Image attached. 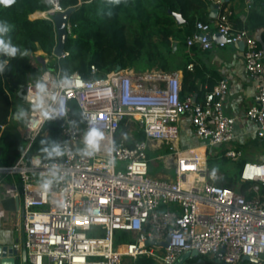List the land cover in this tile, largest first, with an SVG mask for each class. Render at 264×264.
<instances>
[{"label": "built area", "instance_id": "obj_1", "mask_svg": "<svg viewBox=\"0 0 264 264\" xmlns=\"http://www.w3.org/2000/svg\"><path fill=\"white\" fill-rule=\"evenodd\" d=\"M45 1L50 7L34 18L52 20L66 9L61 0ZM208 2L211 8L219 5L218 15L210 22H197L187 46L242 47L256 89L245 117L257 123L258 135L264 138V45L251 29L234 26L226 0ZM253 2L245 0L248 10ZM76 26L69 21V36ZM215 32L224 40L215 41ZM41 56L44 65L32 57L41 73L24 91L34 104L21 134L24 153L15 164L0 165V181L12 177L10 194L21 200L24 232L23 245L11 246L7 255L17 258L23 247L27 261L20 264H140L142 256L175 264L181 254L196 250L224 264H264V157L244 161L240 181L233 187L219 184L218 173L208 168L212 154L234 162L243 157L241 149L231 146L236 119L224 108L228 77L197 99L193 94L182 97V70L137 72L128 67L100 74L92 65V77L85 78L79 72L63 74L64 56L54 50ZM188 69H193L192 63ZM33 91L42 101L41 111L29 98ZM72 101L84 115V127L70 118ZM186 119L202 144L183 149L179 141ZM50 120L61 121L63 158L27 159ZM137 127L145 133L142 140L135 138ZM5 128L1 126L0 136ZM92 130L100 133L94 147L87 139ZM162 148L165 153L158 152ZM155 167L160 168L157 174L152 172ZM121 232L134 235L133 240L117 242ZM168 235L166 247L147 244Z\"/></svg>", "mask_w": 264, "mask_h": 264}, {"label": "trees", "instance_id": "obj_2", "mask_svg": "<svg viewBox=\"0 0 264 264\" xmlns=\"http://www.w3.org/2000/svg\"><path fill=\"white\" fill-rule=\"evenodd\" d=\"M233 1L226 0V3ZM60 3L64 8L75 7L70 20L77 24L65 44L68 54L60 60L63 74L79 72L83 77L91 78L92 65L98 67L100 74L111 72L119 65L137 72L182 70V97L193 94L197 99L221 78L216 69L208 70L203 66V50L198 45L187 46V38L196 31V23L211 21L208 0H61ZM49 7L45 0H14L8 6L0 4V39L16 49L15 55L0 49V128L7 126L14 114L24 111L14 103L11 95L18 96L22 87L36 81L40 75V65L33 63L31 58L39 50L38 44L48 53L53 52L57 44L53 21L33 17ZM177 13L184 19L181 24L175 17ZM231 20L238 28L255 30L264 27V0H254L246 23L236 15H232ZM259 43L264 45V31ZM176 56H180L179 62ZM190 63L193 69H188ZM70 107L72 122L84 127L85 118L77 102L72 101ZM21 118L19 115L15 125L20 124ZM60 125V120H50L44 125L45 134L33 142L27 159L33 155L48 162L63 158L66 139ZM126 131L123 127L122 133ZM135 138H145L139 127ZM127 144L131 146L133 141L128 139ZM25 147L26 142L6 127L0 136V165L15 164ZM226 162L236 164L237 173L233 168L225 167ZM208 168L222 175L217 182L224 187H233L240 181L238 162L223 155H210ZM120 240L128 242L133 237L127 232L117 233L116 241ZM139 263L158 264L148 256L140 257ZM17 264H20L19 260Z\"/></svg>", "mask_w": 264, "mask_h": 264}, {"label": "crops", "instance_id": "obj_3", "mask_svg": "<svg viewBox=\"0 0 264 264\" xmlns=\"http://www.w3.org/2000/svg\"><path fill=\"white\" fill-rule=\"evenodd\" d=\"M227 5L233 11L232 15L239 16L243 23H246L252 8L247 9L245 0H235L227 3ZM231 22L236 26L232 20ZM252 31L259 38L264 27L260 26ZM201 58L204 67L208 70L216 69L220 77L225 76L229 79V91L224 108L228 116L236 119L235 138L231 146L243 151V157L238 162L240 168L246 160H262L264 157V138L258 135L257 123L245 117L247 109L254 103L256 89L253 78L247 72L242 47L238 45H228L224 48L214 47L210 50H203ZM180 134L179 146L183 149L202 144L194 135L189 119L184 120ZM164 149L162 148L158 152L165 153L166 150ZM12 182V177H5L0 181V245L7 247L17 244L22 246L24 240L22 215L19 211L21 200L10 194ZM23 253L22 247L18 252L17 261L23 260Z\"/></svg>", "mask_w": 264, "mask_h": 264}, {"label": "water", "instance_id": "obj_4", "mask_svg": "<svg viewBox=\"0 0 264 264\" xmlns=\"http://www.w3.org/2000/svg\"><path fill=\"white\" fill-rule=\"evenodd\" d=\"M218 4H215L212 6L211 11H210V17L211 18H215L218 15ZM75 11V7L74 6H70L68 8H66L64 11H58L52 18V21L54 23L55 26V31H56V36H57V44L54 47V52L55 54H57L58 56L62 57L65 54V44L69 38V32H68V23L73 15ZM177 22L179 24L184 22V19L181 15V13H177L175 15ZM210 38V36H209ZM224 35L220 32H215L213 34V39L215 41H223L224 40ZM175 48H176V44H175ZM38 61L39 63H41L42 65L45 64V58L42 56L38 57ZM122 69V66H118L116 68V70H120ZM26 89V86L22 87L21 90L19 91V94L21 95V97L26 98V95L24 93ZM170 239V236L168 235L166 237V239L164 241L161 242H156V241H149L147 242V244H160L164 247H166L168 245V240ZM11 253V248L7 247V246H1L0 245V264H17L16 258L11 256V255H7V253ZM15 254H17V252L15 251ZM198 256V252L196 250L194 251H186L183 254H181L176 263L175 264H186L190 259L194 258ZM244 260H248V261H253L255 262L256 259L249 257V256H244ZM23 261H27V255L26 252L24 251L23 253ZM28 264V263H26Z\"/></svg>", "mask_w": 264, "mask_h": 264}, {"label": "rangeland", "instance_id": "obj_5", "mask_svg": "<svg viewBox=\"0 0 264 264\" xmlns=\"http://www.w3.org/2000/svg\"><path fill=\"white\" fill-rule=\"evenodd\" d=\"M31 58H32V56H31ZM180 60H181L180 56H176V61L179 62ZM52 66H53V64H52ZM11 98L14 101V103L16 105H19L22 109H24V111H22L21 113L18 112L19 114L18 113L14 114V119L10 118L9 124L6 127H10L11 129H13L17 133V135L20 138H22L21 134H22V131L25 127L28 113L34 107V104L32 102H30L27 98L21 97L20 94L18 96L11 95ZM19 115H21L22 121H20V124L15 125L14 121H17L19 119ZM157 155H158L157 153L151 154V156H153V157H156ZM154 163H156V162L154 161ZM225 167H231V168H233V170H235V172L238 171V166L232 162H226ZM152 172L154 174H157L158 172H160V168L155 167V169H153ZM220 176H222V175H220ZM90 235H97V234L92 232V234H90ZM189 261H194L193 264H224L221 262L219 257L201 256V255H198V256L190 259Z\"/></svg>", "mask_w": 264, "mask_h": 264}, {"label": "clouds", "instance_id": "obj_6", "mask_svg": "<svg viewBox=\"0 0 264 264\" xmlns=\"http://www.w3.org/2000/svg\"><path fill=\"white\" fill-rule=\"evenodd\" d=\"M13 2L14 0H0V4H3L4 6L11 5ZM0 49H3L4 51H6L9 55H15V52H16V49L14 47H9L7 44L4 43L2 39H0ZM40 87H41V90H43V85H41ZM47 115L48 113L45 112L44 116H47ZM99 135L100 133L98 131L92 130L87 138L88 143L94 147Z\"/></svg>", "mask_w": 264, "mask_h": 264}, {"label": "bare ground", "instance_id": "obj_7", "mask_svg": "<svg viewBox=\"0 0 264 264\" xmlns=\"http://www.w3.org/2000/svg\"><path fill=\"white\" fill-rule=\"evenodd\" d=\"M44 51H42L41 49H39L37 51L36 54L31 55L33 58L38 59L39 56L43 55ZM29 98H31L34 102H35V106L37 107L38 111H41L42 108V101H39L38 98L36 99L35 97V91L31 92V94L29 95Z\"/></svg>", "mask_w": 264, "mask_h": 264}, {"label": "flooded vegetation", "instance_id": "obj_8", "mask_svg": "<svg viewBox=\"0 0 264 264\" xmlns=\"http://www.w3.org/2000/svg\"><path fill=\"white\" fill-rule=\"evenodd\" d=\"M186 264H190V261H188Z\"/></svg>", "mask_w": 264, "mask_h": 264}]
</instances>
